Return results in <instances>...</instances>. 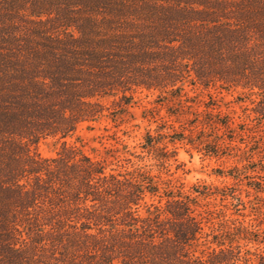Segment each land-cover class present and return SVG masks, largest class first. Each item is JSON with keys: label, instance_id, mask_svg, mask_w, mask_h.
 Masks as SVG:
<instances>
[{"label": "trees", "instance_id": "trees-1", "mask_svg": "<svg viewBox=\"0 0 264 264\" xmlns=\"http://www.w3.org/2000/svg\"><path fill=\"white\" fill-rule=\"evenodd\" d=\"M188 87L207 93L206 109L210 90L248 103L240 122L195 119L239 145L241 165L217 174L232 183H159L75 137L137 91L186 108ZM258 128L264 0H0V264H264ZM167 138L146 132L140 148L168 161L167 144L185 138ZM48 140L58 148L43 157Z\"/></svg>", "mask_w": 264, "mask_h": 264}, {"label": "rangeland", "instance_id": "rangeland-1", "mask_svg": "<svg viewBox=\"0 0 264 264\" xmlns=\"http://www.w3.org/2000/svg\"><path fill=\"white\" fill-rule=\"evenodd\" d=\"M186 90L192 98L186 108H180L175 101L159 98L156 92L137 91L133 95L132 103L115 116L113 121L109 117L104 118L90 128L82 124L77 128L75 137L81 141L86 154L96 159L107 158L112 164L111 168L123 167L122 170L130 171L141 167L155 176L159 183L172 180L174 185L182 184L185 189L196 183L217 186L232 183L217 174L224 173L235 165H241V153L237 150L239 145L237 142L229 143L225 140L222 130H212L195 119L202 122L206 112L214 114L219 111L222 116L233 117L236 122H240L241 105L248 103H238L235 100V92L210 90L214 110L206 109L205 103L209 102L206 92L190 87ZM110 102L111 99L104 100L108 111L112 112ZM256 131L257 139L264 136L263 128ZM146 132L153 136L164 134L165 143L168 141L167 136L174 133H183L185 140L175 145L167 144L170 158L161 162L153 159L152 152L146 153L140 148ZM74 139L68 141L73 143ZM57 148L58 146H53L48 140L40 143L37 151L43 157H52ZM204 148L213 152H206ZM262 150L264 155V149ZM106 151L110 153L105 155ZM173 155L174 157H171ZM260 249L264 250L263 247Z\"/></svg>", "mask_w": 264, "mask_h": 264}]
</instances>
